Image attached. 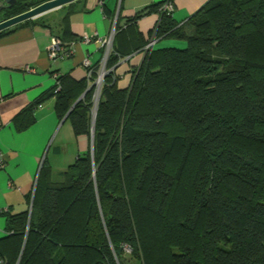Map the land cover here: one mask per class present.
Instances as JSON below:
<instances>
[{
  "label": "trees",
  "instance_id": "trees-1",
  "mask_svg": "<svg viewBox=\"0 0 264 264\" xmlns=\"http://www.w3.org/2000/svg\"><path fill=\"white\" fill-rule=\"evenodd\" d=\"M45 1L16 0L1 17ZM162 6L132 20L160 12L156 42L187 46L142 41L132 52L146 57L121 88L114 67L131 52L114 43L94 153L79 156L60 182L45 160L31 214H6L0 255L10 264H264V0H209L183 23ZM97 77L92 71V83ZM95 91L86 79L58 75L19 125L55 96L59 117L75 105V134L90 135ZM184 183L188 195L175 204ZM141 212L151 216L144 227Z\"/></svg>",
  "mask_w": 264,
  "mask_h": 264
},
{
  "label": "crops",
  "instance_id": "crops-1",
  "mask_svg": "<svg viewBox=\"0 0 264 264\" xmlns=\"http://www.w3.org/2000/svg\"><path fill=\"white\" fill-rule=\"evenodd\" d=\"M169 1L174 5L172 18L183 23L209 0H75L18 23L0 35V153L4 158L0 167V239L8 235L7 213L30 212L33 208L45 160L52 180L60 182L68 167L92 150V135H76L68 117H59L55 96L36 105L31 113L34 120L23 128L19 124L27 116L22 112L55 86L56 75H70L94 84L89 71L104 66L114 43L120 51L131 52L114 67L118 85L128 87L132 71L147 53L132 51L154 37L161 14L149 12L132 19L151 5ZM118 23L122 32L116 37V28L109 49L105 40ZM85 36L90 40L86 41ZM55 37L62 41L63 52L53 59L49 47ZM162 41L158 40L154 48L161 47L158 43Z\"/></svg>",
  "mask_w": 264,
  "mask_h": 264
},
{
  "label": "water",
  "instance_id": "water-1",
  "mask_svg": "<svg viewBox=\"0 0 264 264\" xmlns=\"http://www.w3.org/2000/svg\"><path fill=\"white\" fill-rule=\"evenodd\" d=\"M15 1L16 0H0V13L3 12L5 9L11 7L15 3ZM73 1H75V0H47V1L37 5L35 7H32L31 9H29L23 13H20L18 15L13 16V17L1 20L0 21V31L5 30L7 28H10V27H12L18 23H21L23 21L38 17V16H40V15H42V14H44L50 10L61 7L63 5L71 3ZM89 89H90V87L86 90V92ZM84 94L80 98H82L84 96ZM78 100H80V99H78ZM74 106L75 105L72 106V108L70 109L68 114L65 116V118L68 117L69 113L73 110ZM97 108H98V105L94 111L93 128H92V133H91V135H92V150H91L92 155L94 153L93 152L94 151V125H95V120H96ZM31 212H32V206L30 209V214H31Z\"/></svg>",
  "mask_w": 264,
  "mask_h": 264
},
{
  "label": "built area",
  "instance_id": "built-area-1",
  "mask_svg": "<svg viewBox=\"0 0 264 264\" xmlns=\"http://www.w3.org/2000/svg\"><path fill=\"white\" fill-rule=\"evenodd\" d=\"M173 8H174V5L171 1L165 3L162 7H161V10L163 11H166L168 13H171L173 11ZM116 32V26L114 24L113 26V31L111 33V36L109 38H107L105 40V44L107 45V47L110 49V47L112 46L113 44V37H114V34ZM86 41H89L90 38L88 36H85L84 38ZM156 43V39L153 37L149 44L147 45L146 48H150L152 47L154 44ZM49 52H50V56L53 58V59H56L58 57H61L62 55V52H63V44H62V41L59 39V38H54L50 47H49ZM69 53V52H68ZM71 53V52H70ZM106 62L107 60H105V63H104V66L101 67L99 70H98V77L97 79L94 81V84L96 85V89L98 92L101 93V87H102V83H103V80L105 78V76L107 75V73L109 72L107 70V65H106ZM85 65L86 66H89V61L86 60L85 61ZM92 69L89 71V76L91 75L92 73ZM58 75H56L57 77ZM99 102V100H98ZM97 104V102H96ZM4 165V158L2 156V154L0 153V167ZM0 264H10L2 255H0ZM16 264H19V261L16 263Z\"/></svg>",
  "mask_w": 264,
  "mask_h": 264
},
{
  "label": "rangeland",
  "instance_id": "rangeland-1",
  "mask_svg": "<svg viewBox=\"0 0 264 264\" xmlns=\"http://www.w3.org/2000/svg\"><path fill=\"white\" fill-rule=\"evenodd\" d=\"M0 15H2V13H0ZM157 43V42H156ZM158 46H175V47H181V48H184L187 46V42L185 40H179V39H176V38H167V39H164L162 42L158 43ZM262 52V51H261ZM100 92L95 91V103H94V106H93V115H94V111H95V108L97 107L98 105V100L100 99ZM97 102V104H96ZM179 193H181L180 196L176 197L175 198V201L174 203L178 205H181L182 204V201L187 197L188 195V191H189V188H188V185L186 183L184 184H181V186L179 187L178 189ZM177 207V205H176ZM175 207V205H173L171 207V209L169 210V222H171V219L173 218L172 214L175 213V210L177 209ZM138 210H140V207L138 206ZM146 218L149 220V218H151V216H146L143 212H141V222L143 224V227L144 225L146 226V224H144ZM140 230L142 231L143 229H141V226H140ZM126 250L127 251H131L132 249L130 247H126ZM21 256V255H20Z\"/></svg>",
  "mask_w": 264,
  "mask_h": 264
},
{
  "label": "flooded vegetation",
  "instance_id": "flooded-vegetation-1",
  "mask_svg": "<svg viewBox=\"0 0 264 264\" xmlns=\"http://www.w3.org/2000/svg\"><path fill=\"white\" fill-rule=\"evenodd\" d=\"M1 13H2V12H1ZM1 16H2V15H0V21H1V20H4Z\"/></svg>",
  "mask_w": 264,
  "mask_h": 264
}]
</instances>
